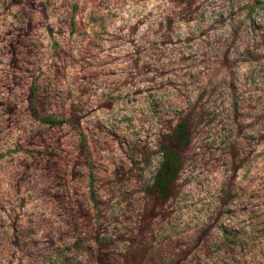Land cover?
<instances>
[{
    "label": "rangeland",
    "instance_id": "obj_1",
    "mask_svg": "<svg viewBox=\"0 0 264 264\" xmlns=\"http://www.w3.org/2000/svg\"><path fill=\"white\" fill-rule=\"evenodd\" d=\"M0 264H264V0H0Z\"/></svg>",
    "mask_w": 264,
    "mask_h": 264
},
{
    "label": "trees",
    "instance_id": "obj_2",
    "mask_svg": "<svg viewBox=\"0 0 264 264\" xmlns=\"http://www.w3.org/2000/svg\"><path fill=\"white\" fill-rule=\"evenodd\" d=\"M27 101H28V108L31 112V115L35 119L43 123L52 125V126L64 122L52 116L40 114L39 109H38L36 93L33 88H30L28 92ZM79 133L81 136L82 148L85 152L86 147H87L85 136L83 135L81 131ZM188 135L189 134L185 128V123L183 122H180L178 126H176V128L171 132V136L173 140L182 142V143L186 142ZM162 154H163L162 172L160 176L158 177L156 184H158V187L161 191H164V189L171 186L172 181L176 178V174L179 171L181 157L175 149L170 148V147H165L164 149H162Z\"/></svg>",
    "mask_w": 264,
    "mask_h": 264
}]
</instances>
